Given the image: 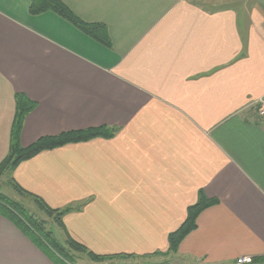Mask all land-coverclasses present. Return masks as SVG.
Here are the masks:
<instances>
[{
    "label": "crops",
    "instance_id": "0c3cea01",
    "mask_svg": "<svg viewBox=\"0 0 264 264\" xmlns=\"http://www.w3.org/2000/svg\"><path fill=\"white\" fill-rule=\"evenodd\" d=\"M105 46L30 0H0V163L17 93L37 103L21 145L90 128L14 181L68 212V234L111 264L264 258V0H61ZM201 1V0H199ZM200 194L218 204L169 253ZM127 257H118V256ZM117 257V258H116ZM0 264H54L0 215Z\"/></svg>",
    "mask_w": 264,
    "mask_h": 264
},
{
    "label": "trees",
    "instance_id": "16d2710c",
    "mask_svg": "<svg viewBox=\"0 0 264 264\" xmlns=\"http://www.w3.org/2000/svg\"><path fill=\"white\" fill-rule=\"evenodd\" d=\"M47 12L55 13L60 18L66 20L74 27L78 28L96 42L111 46L109 33L103 24H89L81 20L64 2L61 0H30V14L38 16ZM15 118L13 122L9 153L0 163V179L6 173L14 172L20 164L29 161L42 152L52 151L70 144L88 142L97 138H112L113 130L106 128H90L82 131L67 132L56 137H43L28 148L21 145V133L25 119L37 108V103L31 101L26 95L17 93L15 95ZM14 190L20 197L30 198L35 205L44 211L50 218L54 219L66 235V243L69 249L61 246L56 241L52 233L47 232L44 222H39L30 216L21 203L10 200L0 193V215L12 222L18 229L28 236L32 242L41 247L44 255L55 264H71L66 255L70 248L75 252L84 253L96 262L112 260L115 257L99 256L91 252L88 248L75 241L67 232L63 223V217L68 209L59 210L51 208L40 197L31 194L21 188L15 181ZM218 201L210 200L205 195L200 194L196 205L188 208L185 223L169 238V253H177L184 239L197 228V220L200 214L208 208L216 206ZM127 257V256H118ZM117 258V257H116ZM61 262H60V261ZM257 264H264V258L258 259ZM167 264V263H166Z\"/></svg>",
    "mask_w": 264,
    "mask_h": 264
},
{
    "label": "rangeland",
    "instance_id": "374dc122",
    "mask_svg": "<svg viewBox=\"0 0 264 264\" xmlns=\"http://www.w3.org/2000/svg\"><path fill=\"white\" fill-rule=\"evenodd\" d=\"M197 1L202 2L203 4L209 6L210 1L214 2L215 0H201V1L197 0ZM13 183H14L13 172L6 173V175L0 179V193L8 197L10 200H14V201L21 203V206L25 208L26 212L30 216H33L39 222L45 223L47 232H50L53 234V236L55 237L59 245L69 249L66 243L67 239H66V235L63 229L58 226V224L55 222L54 219L50 218L44 211H41L35 205L32 199L26 198V197H20L17 194V192L14 190ZM63 255L67 256V259L71 262V264H111V263H114V262H111L110 260H105L104 262H96L91 257L87 256L86 254L75 252L71 248H70V251H67V253H63Z\"/></svg>",
    "mask_w": 264,
    "mask_h": 264
},
{
    "label": "built area",
    "instance_id": "2783aa9c",
    "mask_svg": "<svg viewBox=\"0 0 264 264\" xmlns=\"http://www.w3.org/2000/svg\"><path fill=\"white\" fill-rule=\"evenodd\" d=\"M261 109L259 110V113L261 117H264V98L260 100L259 102ZM253 258L251 257H242L236 261V264H252Z\"/></svg>",
    "mask_w": 264,
    "mask_h": 264
}]
</instances>
